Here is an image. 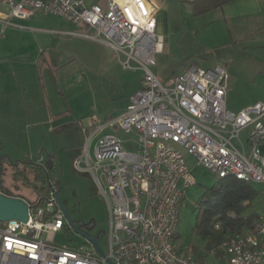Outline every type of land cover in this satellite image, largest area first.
<instances>
[{
    "label": "built area",
    "instance_id": "2783aa9c",
    "mask_svg": "<svg viewBox=\"0 0 264 264\" xmlns=\"http://www.w3.org/2000/svg\"><path fill=\"white\" fill-rule=\"evenodd\" d=\"M84 2L0 0V9L9 11L0 12V22L12 25L7 18L27 20L42 10L84 24L95 32L91 40L124 57L125 69L142 72L143 87L123 116L106 122L91 116L90 134L75 162L91 173L108 203L109 251L97 243L98 250L92 241L74 249L56 243L55 236L69 225L55 198L58 189L51 185L38 201L28 202L26 223H0V264H200L174 245L180 205L196 185L182 149L217 178L261 184L264 196V103L238 114L229 111V75L221 66L192 67L164 85L152 70L164 49L152 0H108L105 7ZM248 127L250 152L239 138ZM107 129L133 139L103 135ZM260 216L254 232L224 243L227 264H264V212Z\"/></svg>",
    "mask_w": 264,
    "mask_h": 264
},
{
    "label": "rangeland",
    "instance_id": "374dc122",
    "mask_svg": "<svg viewBox=\"0 0 264 264\" xmlns=\"http://www.w3.org/2000/svg\"><path fill=\"white\" fill-rule=\"evenodd\" d=\"M0 12L8 13L9 11L1 8ZM35 13L38 17L45 18L46 22L43 25L45 28L70 27L63 18L42 10H37ZM173 21H178L180 24L176 27L173 25L172 35L164 38V52L157 56V64L152 69L164 85L169 86L177 76L192 67L208 70L221 66L227 69L229 75V93L226 99L229 111L238 114L239 111L257 102L264 103V15L249 20L228 19L218 11L200 19H195L192 15L181 14L180 21L174 18ZM184 24L188 25L187 28ZM71 40L73 43L67 44L72 45L74 52L80 55V65L86 64L87 59H92L93 55H96L102 62L101 69L98 67L97 70L100 71L95 74V77L89 76L93 77L92 87L85 82V85L78 90L79 96L70 99L71 119L69 120L71 122L69 123L73 126L57 131V135L49 134L44 141L34 138L32 146L28 147L26 141L15 137L16 139L14 138L15 140L6 147L10 153L8 160L19 161L25 158L26 152L30 149L35 154L32 157L35 159L42 157L39 161L45 166L49 161L46 152L54 153L56 155L54 167L48 171L49 179L46 183L35 180L33 175H30L29 181L22 177L19 173L24 169L32 170L28 165L19 164L16 167L7 163L3 187L15 195H21L27 200L36 202L40 197L41 189L50 184L57 188L60 185L59 198L77 230L83 228L84 224L94 222L92 229L85 227L81 229V232L96 240L103 251L108 252L110 245L109 206L91 173L80 171L75 164L82 155L83 146L79 145L74 131L80 124L88 128L89 118L93 114L101 120L108 121L114 120V117L121 114L128 106L132 90L140 88L142 72L124 71L119 65L115 51L101 43L78 40V38ZM97 47L101 52L97 51L99 50ZM63 56V62L67 61L69 56L66 54ZM87 68L91 70L93 67ZM51 75L55 76L54 73ZM97 83H101L100 86ZM50 99H52L51 96ZM59 101V107L67 112L69 100L61 97ZM251 131L252 128L248 127L241 132L239 137L245 144L246 152H250L251 149L248 144ZM113 133H115L113 130L106 132V134ZM117 133L125 140L133 139V135H127L124 132ZM44 148H47L46 152L43 151ZM42 151L43 154H41ZM182 152L196 180V185L191 186L185 192V198L180 205L177 232L181 238L175 244L178 245L179 250L181 246L184 247L183 253L188 256L191 255L194 245L198 246L203 253L204 244L199 243L192 235L198 215L196 204L205 191L212 188L218 179L204 166H199L195 157L186 154L184 149ZM91 153L93 154V149ZM85 167V164H82L83 170ZM254 186L258 190L263 189L261 184ZM256 203V209L261 215L264 212V203L261 201ZM55 237L56 243L60 246H70L73 249L80 246L89 247V240L73 228L69 230L66 228ZM223 253L222 260L211 256L206 264H227L228 257L225 252Z\"/></svg>",
    "mask_w": 264,
    "mask_h": 264
},
{
    "label": "crops",
    "instance_id": "0c3cea01",
    "mask_svg": "<svg viewBox=\"0 0 264 264\" xmlns=\"http://www.w3.org/2000/svg\"><path fill=\"white\" fill-rule=\"evenodd\" d=\"M106 1L108 0H85L84 3L87 7L94 5L105 7ZM152 1L158 7L156 11L157 33L163 39L172 35L173 25L176 27V25L180 24L178 21H173V18L180 21L181 14L192 15L193 18L200 19L220 11L228 19L245 20L256 16L259 18L264 15V0H237L223 6L220 10H213L199 17L194 16L192 12L194 0ZM60 18L66 20L70 27L67 26L64 29L45 28L43 26L46 22L45 18L38 17L36 13L27 20L7 18L12 25H4L0 22V155L7 157V159L10 153L6 147L17 137H20L22 141H26L28 147L32 146L34 138L44 141L49 134L57 135V131L73 126V124L69 123L71 122L69 120L71 119L70 99L79 96L77 94L78 90L85 85V82L89 87H92L93 77L89 76L93 75L95 77V74L100 71L97 70L98 67L101 69L102 62L96 55H93L92 59L85 61L86 64L80 65V55L76 54L74 47L67 43H73L71 39L78 38V40L84 39L97 44L101 43L110 50L115 51L104 42L91 40L95 32L90 27L84 24H74L64 17ZM244 23L246 22L244 21ZM184 26L187 28L188 25L184 24ZM98 49L97 51L101 52L100 48ZM163 50L162 53L164 52ZM65 54L69 58L67 57L68 60L63 62V55ZM118 59L119 65L124 71L131 73L140 71L136 68L134 70L125 69L122 66L124 57L121 56ZM87 67L93 68L90 70ZM51 73H54L55 76H52ZM100 84L97 83L99 86ZM142 87L143 82L140 88L132 90L128 104H130V98ZM50 96L52 99H50ZM61 97L69 100L67 112L59 107ZM127 108L117 117H114V120L123 116ZM102 121L106 122L108 120L103 119ZM83 129H86L87 133L82 132ZM107 130H113L115 132L113 134L119 138L121 137L117 132L123 133V131L118 129ZM107 130L103 131V135H109L106 134ZM90 131L91 119L88 128L82 124L78 128L76 127L74 133L78 137L81 147ZM121 139L126 141L123 138ZM129 147L131 146L126 144V148L128 149ZM43 151L46 152L47 148H44ZM43 151L41 154H43ZM46 153L49 156V161L50 158L55 160L56 155L54 153L49 151ZM33 155L35 154L29 149L25 154V158L19 161H26L25 164L31 168L32 165L30 163L44 165L39 161L42 157L35 159L32 157ZM46 188L49 190L50 186ZM47 191L43 192L37 199L39 200V198L43 197ZM23 198L25 199V197ZM26 201L34 203L27 199Z\"/></svg>",
    "mask_w": 264,
    "mask_h": 264
},
{
    "label": "trees",
    "instance_id": "16d2710c",
    "mask_svg": "<svg viewBox=\"0 0 264 264\" xmlns=\"http://www.w3.org/2000/svg\"><path fill=\"white\" fill-rule=\"evenodd\" d=\"M235 1L237 0H194L192 12L194 16L199 17L213 10H220L223 6ZM7 160V157L0 155V191L7 196L24 199L3 187V177L6 173L5 164L9 163L11 166L18 167L19 164H25L26 161L13 162ZM30 164L32 170L25 169L19 174L28 181L30 175H33L35 180L46 183L49 179L48 171L54 167V160L50 158L46 166ZM217 179L218 181L214 186L205 191L196 204L198 215L192 235L199 243L204 244L202 249L204 255L196 245L192 246L191 255H185L183 253L184 247L181 246L179 250L178 245H175L181 238L178 232L174 237L177 252L198 261L200 264H206L211 256L222 260L224 258L222 246L225 242H229L230 239L236 236L254 232L261 217L256 209V202L261 201V203H264L263 192L256 189L255 184L252 185V183H245L240 179L233 178ZM47 190L48 188L41 189L39 193L42 194ZM85 227L92 229L94 222L88 225L84 224L83 228ZM83 228L81 227L79 230L81 231ZM67 229L69 230L70 227L68 226Z\"/></svg>",
    "mask_w": 264,
    "mask_h": 264
},
{
    "label": "water",
    "instance_id": "95a60500",
    "mask_svg": "<svg viewBox=\"0 0 264 264\" xmlns=\"http://www.w3.org/2000/svg\"><path fill=\"white\" fill-rule=\"evenodd\" d=\"M51 187V185H50ZM60 189L56 194V200L58 205L60 206V210L63 211L67 224L70 228H73L77 231V233L81 234V236L85 237L89 241H92L95 244V248L99 250V246L97 245L96 240L86 236V234L82 233L80 230H77L75 223H72L71 218L69 217L67 211H65V207L59 198ZM29 204L28 201L21 198L10 197L3 194L0 191V223H7L11 220H17L23 223H26L29 219Z\"/></svg>",
    "mask_w": 264,
    "mask_h": 264
}]
</instances>
